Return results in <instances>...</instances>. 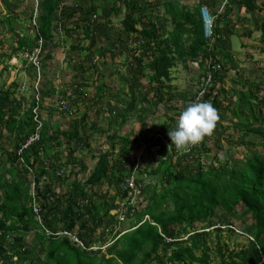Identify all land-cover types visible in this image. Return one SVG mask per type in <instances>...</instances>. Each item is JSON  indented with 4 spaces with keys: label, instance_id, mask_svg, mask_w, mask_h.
Wrapping results in <instances>:
<instances>
[{
    "label": "trees",
    "instance_id": "16d2710c",
    "mask_svg": "<svg viewBox=\"0 0 264 264\" xmlns=\"http://www.w3.org/2000/svg\"><path fill=\"white\" fill-rule=\"evenodd\" d=\"M2 1L0 141L4 144L0 143V264H264V84L250 81L238 71L235 74L239 79L232 81L233 78L222 73L228 72V68L222 69L223 62L219 59L221 56L224 62L228 60L227 55L220 53L231 50L233 35L239 38L251 35L248 30L237 32L228 21L222 24L226 15L234 13L238 17L242 11L245 14L264 12V0L261 5L255 0H223L220 8L226 11L224 14L210 11V37H205L200 17V6L203 2L209 4L210 0H201L192 10L179 5L183 0H161L165 18L156 13L159 0H151L147 6L134 0H105L111 4L105 24H112V18L119 17L123 6L126 9L120 21L123 33L117 38L121 44L123 35L127 36L128 44H122L115 64L123 70L117 76V90L125 94L130 88V101L119 115V125L123 126L129 113L138 106L144 107L142 116L137 117L142 123L146 117L155 115L153 108L157 104L164 109L177 100L172 72L177 71L179 64L186 68L189 61L202 73L197 77V88L185 103L211 101L218 109L219 118L210 134L189 151H182L169 146L168 130L175 126L186 105L176 114L165 109L159 128L142 129L146 139H134L128 134L120 136L118 150L115 152L116 145L111 143L109 149L94 155L95 163L90 168L85 163L86 156L79 158L77 154L85 150L91 153L89 134L96 129V121L89 123L87 112L77 110V105L85 102L88 83L79 79L70 97L68 93L62 95L67 110L56 105L55 111L71 121L64 131L58 124L50 127L49 121L41 118L42 104L36 107L34 96L39 93L36 86H32L33 96L25 98L23 93L17 96L12 88H5L1 81L3 71L8 68L25 76L28 73L33 82L38 83V75L50 66L47 47L58 49L55 41L58 33L53 22L59 0L40 2L31 36L27 32L25 36L19 34L23 27H18L14 18L7 17L8 6L6 0ZM96 1L92 0V5L86 9L88 16L98 11ZM26 5L28 11L33 10L31 3ZM74 12L77 21L65 29L66 38L59 43L62 48L74 34L76 42L70 45V50L80 56L88 53V58L92 56L91 64L93 58L98 60V56L104 57L105 53L115 59V51L106 48L111 44L108 33L103 35L106 46L100 48L102 53H91L98 42L96 39L102 38L98 31L107 26ZM29 20L31 24V15ZM81 23H85L82 28ZM17 28H21L20 31ZM258 28L264 38V21ZM3 31L9 33V42ZM85 41L90 42L89 47L84 46ZM36 49L40 50L37 56ZM12 58L23 63L21 69L16 68V64L10 65ZM84 59L82 61H86ZM228 62L233 64L232 60ZM92 67L78 63L73 70L87 73ZM121 74L128 80L122 81ZM140 80L154 83V87L144 91L145 86L138 85ZM224 84L228 90L224 89ZM11 86L15 88L17 84ZM22 86V83L18 85ZM237 87L241 88L235 91ZM101 89L102 85L98 87L95 104L106 109L101 102ZM42 94L50 95L45 91ZM27 100L30 101L27 103ZM228 118L241 134L240 145L249 153L246 159L226 156L222 140L228 129L223 122ZM33 136V141L24 148ZM230 137L227 135V139ZM71 143L73 149L60 158L59 149ZM209 153L211 162L203 164L201 157ZM69 166L76 168L73 169L75 176L83 174L86 178L82 183L74 178L70 190L61 196L45 181L51 176L59 179ZM101 186H105V192L100 191ZM136 194V204L130 205L131 196ZM119 210H125L127 215L135 213L134 222L126 232L112 230L106 253H102L101 248L107 243L98 237L107 223L117 226ZM238 211V219L250 222L249 227L240 231L249 246L235 249L229 248L221 236L225 232L233 235L236 229L233 225L221 224L218 213L235 217ZM143 215H147L150 222L140 223ZM31 233L38 242L35 247L26 243ZM212 235L215 242L211 240ZM92 244L97 245V249L85 251ZM39 250L44 251L43 259L38 255Z\"/></svg>",
    "mask_w": 264,
    "mask_h": 264
},
{
    "label": "rangeland",
    "instance_id": "374dc122",
    "mask_svg": "<svg viewBox=\"0 0 264 264\" xmlns=\"http://www.w3.org/2000/svg\"><path fill=\"white\" fill-rule=\"evenodd\" d=\"M36 0H6L5 4L8 6L7 11V17H12L17 21L18 27H23L22 31L19 29V34L25 36V32L28 33L29 36L33 35L34 32V26L33 21L30 25L29 17L35 16L36 10L35 6H37V3H34ZM133 1V0H130ZM138 3H140L142 6H147L150 1L148 0H134ZM154 2H157L156 0H152ZM171 1V0H166ZM173 1V0H172ZM201 0H183L179 3V5H186L190 10H192L194 7L199 5V2ZM262 0H255L256 4L261 5ZM34 3L32 5V11H28L26 9L27 3ZM40 2V0H39ZM92 0H59L58 10L57 14L54 18L53 26L55 27V32L58 33L56 35L55 41L58 49H56L54 46H48L47 47V53L51 56V62L50 66H47L45 71L41 73L40 83L38 86H36V82H33V80L29 77L27 73V77L24 76L20 72H11L8 70L3 71V76L1 78V81L4 82L5 88L13 89L14 93L19 96L20 93L24 94L25 98H30L33 96L34 91L32 90V86H36L35 89H38L39 93H35V101L42 99L41 95L43 96V92L45 91L47 96H43L42 101V108L40 110V115L43 120H48L50 127H53L55 124H58L59 127L62 130H67L69 128V125L71 124V121L65 119L63 115L59 114L58 111H55V108L58 106L57 99L59 97H62V95L69 94V97L71 96L75 83L79 79H82L84 83H88L87 88V95L85 96V101L83 104L79 103L77 105V110L82 113L83 111L87 112L89 115V118L91 119L89 123H92L96 121V129L94 132H91L89 134V150H91V153H89L87 150L82 151L78 154V157H84L85 163L88 165V167H92L95 163V157L97 153L102 152L104 150H107L110 148L111 143H114L116 145L115 152L118 150L117 147V138L124 135L132 136L134 139L136 137H141V139H146V136L141 133L142 129L146 126H149L150 128H159V125L163 123L164 116L163 113H165V109H170L173 114L177 113V110L183 107L184 105H187L188 103H185V100L187 97H189L192 92L197 88V77L202 73L201 69H197L192 62H187L185 64L186 68L182 67L181 64L177 66V71L174 70L172 72V76L174 78L172 84L174 85L176 89V94L178 95V99L172 102L168 105V108H162L161 104H157L153 109L155 110V115L146 117L145 120L141 123L137 121V117L142 116L144 107L138 106L136 110H133L129 113L128 119L126 123L123 126L119 125V115L121 112L125 110V107L127 106V102L130 101V88H127L125 90V94H121L117 90L116 81L118 73H122L123 70L120 69L119 66L115 64V61L119 58L121 52V46L123 44H128L127 36L123 35L122 42H118V36L123 33V29L120 25V21L123 17V14L126 13V9L123 6L122 10L120 12L119 17H113L112 18V24H105L108 19V13L111 8V4L105 2V0H97L95 3V7H97V12L92 13L91 16L87 15L86 9L92 5ZM159 5L156 10V13L159 17H164V8L162 7L161 0L158 1ZM4 2L0 0V13L4 12ZM219 13L226 12L224 11L223 7L216 9ZM27 11V12H26ZM81 13L82 17L86 16L87 20L90 21H99V23H103L107 27H101L98 31V34L102 36L100 39H96V42L91 49V53H102L100 51V48L102 46H106L103 41V35H107L108 33V41L111 43L107 45L108 48H112L115 52L113 53L115 56V59H112V56L110 53H105L106 55L104 57L98 56V60L95 58L92 59V64L90 63L89 58L92 56H89L88 53H83L81 56L80 54L73 52L70 50V45L75 44L76 40L75 35L72 34V37L67 39V46L65 48H62V46L59 44L63 39L66 38L65 35V29L67 27L74 26V23L77 21V17L75 15V12ZM211 10H209L210 13ZM4 13V14H5ZM243 13V14H242ZM6 15V14H5ZM81 17V18H82ZM18 19V20H17ZM239 19V20H238ZM226 21H228V24L230 27L234 28L237 32L241 33L244 30H248L251 32V35L249 38H239L236 35L232 36V40L230 41L231 50L230 48L227 49L224 52L220 53L221 55H227V59L225 62L219 56V59L221 62H223V67H227L228 72H222L224 74H227L226 76L231 79L232 81H236L234 79H239L238 76H236L235 71H238L245 75L250 81H255L259 83L260 81L264 84V38L261 36V31L259 30V25L261 22L264 21V12L262 11H256L255 13H244L241 12L240 16L236 17L234 13H228L221 23L224 24ZM93 23V22H92ZM204 23V22H203ZM82 27L85 25V23H81ZM87 24V23H86ZM221 26V24H220ZM110 27L111 29L109 30ZM142 27V26H140ZM138 27V29H140ZM27 28V31H26ZM109 30V31H108ZM3 36L6 37L7 41L9 33L6 31L2 32ZM97 34V37H98ZM96 36V35H95ZM96 37V38H97ZM100 37V36H99ZM104 44V45H103ZM243 45V47H241ZM85 47L90 46L89 41L84 42ZM122 46V48H123ZM231 51L233 53H231ZM18 53V52H16ZM83 55H86V59L82 58ZM86 61H82V60ZM232 60L233 64L229 63L228 61ZM16 63V68L21 69L23 66V63H19L18 61H14V59L10 62L11 65ZM78 63H88V65H92L93 69L88 71L87 73L81 72L79 70L74 71L73 68ZM78 71V73H77ZM176 71V72H175ZM21 79V81H20ZM120 79L122 81L128 80V77L125 74L120 75ZM12 83H16L17 87L13 88L11 85ZM23 84L22 87H18V85ZM102 85V89L100 90L103 93V96L101 98V102L106 105L105 108H100L96 106V100L95 97L98 96V87ZM138 85L145 86L144 91L150 90L151 87H154V83L147 84L146 80H140ZM264 86V85H263ZM225 90H228L229 87L227 85H223ZM241 87L235 88V91H238ZM182 94H184L185 99L182 98ZM183 96V97H184ZM177 98V96H176ZM68 99V97H67ZM60 100V99H59ZM30 100H27V103ZM27 103L25 106L27 107ZM155 104V103H154ZM57 105V106H56ZM138 105V104H137ZM152 109V110H153ZM50 111H53L50 114ZM106 112L107 114H105ZM115 116V117H114ZM90 124H88L89 126ZM223 125L227 127L228 129L225 131L223 135L222 145L226 151V156L231 157L234 156L238 160L246 159L249 156L248 151L246 150V147L244 145H240L239 137L241 134L236 131L234 127H232V122L228 119H226L223 122ZM87 126V127H88ZM71 127V126H70ZM227 135H231L230 139H227ZM148 137V135H147ZM229 140V141H228ZM0 143H3V140L0 141ZM7 150L10 152L9 146L7 145ZM73 143H71L67 147H63L59 149V157L64 158L66 154L68 153L69 149H73ZM259 152L263 151L262 148H257ZM95 155V156H94ZM218 155L222 156L221 152L218 153ZM212 154H204L201 157V161L203 164H209L211 162ZM3 161V159H1ZM75 167L69 166L67 169H65L64 173L61 174V177L57 179L54 176L47 177L46 183L51 184L52 188L56 193H59L61 196L66 195L67 192L71 188V183L74 178L80 181L82 183L84 179L86 178L83 174H79L75 176V170H73ZM76 169V168H75ZM63 175V176H62ZM7 179V178H6ZM64 179V180H62ZM6 181V180H5ZM113 189H111L112 192ZM101 192H105V186H101L100 188ZM240 211L237 212L235 217H228L224 215L223 213H218V217L221 219V224H229L230 226L233 225L236 229V232L238 231H244L246 227H249L250 222L249 221H241L238 219ZM131 214V215H130ZM126 220L116 226L115 224L107 223L105 228L103 229V234L98 237L103 238L106 240L105 245H109L108 241L112 234V230H117L120 232H125L127 228L134 222V216L135 213H130ZM238 219V220H237ZM235 223V225H234ZM198 228V225L195 226V229ZM189 231V230H188ZM240 233V232H238ZM225 235V236H224ZM224 235L221 236V240L226 242L229 246V248H239L246 245L248 247V243L245 242L244 236H241L239 234H233L229 235L228 232H225ZM211 240L215 242L214 235L211 236ZM27 245H30V247H35L38 245L37 240L33 237V233L30 234V236L26 240ZM94 245V244H92ZM103 245L102 247H104ZM97 246V245H94ZM106 248H102V253L105 252ZM38 255L41 259L44 258V251L39 250ZM210 258L213 259V256ZM214 264H216L214 262Z\"/></svg>",
    "mask_w": 264,
    "mask_h": 264
},
{
    "label": "clouds",
    "instance_id": "9594fccd",
    "mask_svg": "<svg viewBox=\"0 0 264 264\" xmlns=\"http://www.w3.org/2000/svg\"><path fill=\"white\" fill-rule=\"evenodd\" d=\"M41 1L42 0H40V2ZM40 2L39 0L34 1V3H37V6L34 7L37 14L34 17L32 16L33 23L36 22V17L38 16V5L40 4ZM34 3L32 2L31 4L34 5ZM200 16H201V13H200ZM201 20H202V17H201ZM32 21H31V24H32ZM33 26H35V24H33ZM210 27H211V22H210ZM203 31H204L205 37H210L211 35L210 32L208 34H205L204 24H203ZM13 59L14 61H16V58H12V60ZM41 73L43 72L41 71ZM41 73L38 75V83L36 81V86H38L40 83ZM42 101H43V97L41 101L36 100L37 102L36 107L42 104ZM58 106L61 107V110L63 109L67 110L66 101L64 100L63 97L58 101ZM36 107H35V114H38V112L36 111ZM218 118H219L218 109L213 105L211 101L197 100V101L189 102L186 105V107L180 112L175 126L171 128L170 130H168V136L170 138L169 146L174 145L177 150L183 149L182 151H189V148L191 146L201 142L207 134H210L212 132ZM137 196L138 194L131 196V200L129 203L130 205L136 204L134 200ZM117 212H118V217L116 216V219L118 221L117 226L121 224L122 222H124L126 218L131 215V214L127 215L125 210H123L122 216L119 214V211ZM145 221L150 222V219L147 215L142 216L140 223H143ZM238 232H236V234L240 235L241 232L240 233ZM65 233H68V232H65ZM68 234H71V233H68ZM106 246L108 245H105L102 248H105ZM79 247H81L82 250L84 249L80 240H79ZM96 249H97L96 246L91 245L85 251L94 252Z\"/></svg>",
    "mask_w": 264,
    "mask_h": 264
},
{
    "label": "built area",
    "instance_id": "2783aa9c",
    "mask_svg": "<svg viewBox=\"0 0 264 264\" xmlns=\"http://www.w3.org/2000/svg\"><path fill=\"white\" fill-rule=\"evenodd\" d=\"M201 17H202V22H204V29H205V34H208L210 32V22L212 21V17L209 15L208 10L206 7L202 6L200 9ZM35 24V23H33ZM40 50L36 49L35 50V55L37 56L39 54ZM33 62H35V58L33 59ZM38 72V71H37ZM34 136L30 138L24 145V148L29 146V143L32 142ZM119 214L122 216L123 210H119Z\"/></svg>",
    "mask_w": 264,
    "mask_h": 264
},
{
    "label": "crops",
    "instance_id": "0c3cea01",
    "mask_svg": "<svg viewBox=\"0 0 264 264\" xmlns=\"http://www.w3.org/2000/svg\"><path fill=\"white\" fill-rule=\"evenodd\" d=\"M201 2V1H200ZM211 3V4H210ZM210 3L208 4V3H202L203 5H201V6H206L207 7V9L208 10H211V11H213V12H218V10H216V9H219L220 8V5L223 3V0H210ZM208 5L210 6V7H208ZM200 6V7H201ZM201 17V16H200ZM241 39V38H240ZM231 53H233L232 51H231Z\"/></svg>",
    "mask_w": 264,
    "mask_h": 264
}]
</instances>
